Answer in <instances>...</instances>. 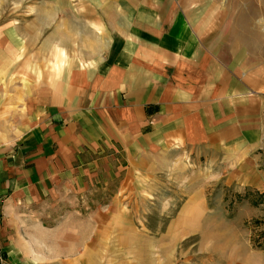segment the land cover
Segmentation results:
<instances>
[{
	"label": "crops",
	"instance_id": "crops-1",
	"mask_svg": "<svg viewBox=\"0 0 264 264\" xmlns=\"http://www.w3.org/2000/svg\"><path fill=\"white\" fill-rule=\"evenodd\" d=\"M228 1L48 0L35 43L41 17L0 25V264L103 263L172 167L186 229L207 183L264 193V16Z\"/></svg>",
	"mask_w": 264,
	"mask_h": 264
},
{
	"label": "rangeland",
	"instance_id": "rangeland-1",
	"mask_svg": "<svg viewBox=\"0 0 264 264\" xmlns=\"http://www.w3.org/2000/svg\"><path fill=\"white\" fill-rule=\"evenodd\" d=\"M47 1L0 0V25L18 16L26 20L41 17V28L25 26L29 35H34L33 32L39 35L31 43L41 41L48 29ZM227 4L224 16L229 20L238 0H229ZM258 13L264 16V0L259 8L251 0L247 11L239 15L244 19ZM260 162L264 175V160ZM184 174L181 166L160 173L153 198L137 202L133 232H118L109 237L108 242L114 246L104 249L101 264H264V193L224 189L220 183H207L205 188L211 187L206 200L208 209L198 221L193 219L194 228L186 229L181 223L191 219L182 220L176 214L181 200L180 194L172 189L173 181H182ZM217 191L222 195L215 199ZM120 239H129L135 244L129 247Z\"/></svg>",
	"mask_w": 264,
	"mask_h": 264
}]
</instances>
